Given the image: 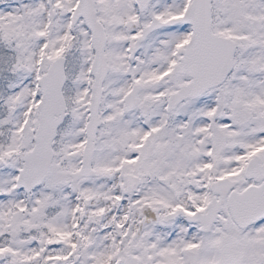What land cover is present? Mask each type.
I'll return each mask as SVG.
<instances>
[{
	"label": "snow or ice",
	"instance_id": "1",
	"mask_svg": "<svg viewBox=\"0 0 264 264\" xmlns=\"http://www.w3.org/2000/svg\"><path fill=\"white\" fill-rule=\"evenodd\" d=\"M0 264H264V0H0Z\"/></svg>",
	"mask_w": 264,
	"mask_h": 264
}]
</instances>
